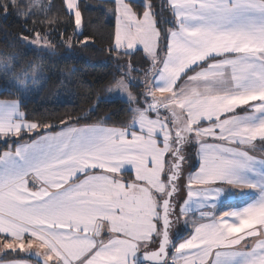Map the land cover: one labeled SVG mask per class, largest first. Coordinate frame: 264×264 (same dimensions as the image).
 <instances>
[{"label": "snow or ice", "instance_id": "6c2138e0", "mask_svg": "<svg viewBox=\"0 0 264 264\" xmlns=\"http://www.w3.org/2000/svg\"><path fill=\"white\" fill-rule=\"evenodd\" d=\"M104 3L97 33L86 0H0L8 47L114 69L87 111L37 118L42 64L0 52V264H264V0Z\"/></svg>", "mask_w": 264, "mask_h": 264}, {"label": "trees", "instance_id": "16d2710c", "mask_svg": "<svg viewBox=\"0 0 264 264\" xmlns=\"http://www.w3.org/2000/svg\"><path fill=\"white\" fill-rule=\"evenodd\" d=\"M58 3L59 0H56ZM86 3L93 7V11L87 14L91 22L92 30L97 33L106 32L110 25L107 24V16L102 14L98 9L107 7L104 0H86ZM8 31H15V27L8 28ZM11 37L4 36L0 32V52L8 54L15 53L20 62L21 67L15 70L19 71L26 67L28 63L42 64L44 69L45 79L40 80L37 85V92L33 93L34 99L29 103V109L35 110L37 118L39 114L45 115H65L79 114L80 110L87 111L92 104H95L101 96H107V93L102 91V87L107 80L111 79V73L114 69L106 63L107 57L94 49H83L79 57L69 56L62 58L64 49L58 51L61 56L53 57L51 60L39 61L31 52L25 54V51L20 48L8 47ZM98 48H103L105 45L98 44ZM140 64V57L135 61ZM9 77H3L0 70V88H3ZM91 96V101L86 102L85 98ZM15 97L0 96V99H14ZM118 103H101V114L114 111L119 108ZM127 120L128 117H123ZM58 123V121H57Z\"/></svg>", "mask_w": 264, "mask_h": 264}, {"label": "crops", "instance_id": "0c3cea01", "mask_svg": "<svg viewBox=\"0 0 264 264\" xmlns=\"http://www.w3.org/2000/svg\"><path fill=\"white\" fill-rule=\"evenodd\" d=\"M163 167V157H161L157 161L156 169H148L144 173V178L150 182L153 186H155V181L158 179L159 169ZM110 195L115 196L117 193H111ZM155 195L149 193L148 187H142L137 191L136 194V202L134 205H131V201L129 204L134 207L139 216V222L143 223L146 220V217L150 211H153V205L155 202ZM229 203H238V201H229Z\"/></svg>", "mask_w": 264, "mask_h": 264}, {"label": "rangeland", "instance_id": "374dc122", "mask_svg": "<svg viewBox=\"0 0 264 264\" xmlns=\"http://www.w3.org/2000/svg\"><path fill=\"white\" fill-rule=\"evenodd\" d=\"M20 71H21V70H19V71L15 70L16 73H19ZM9 78H10V77H9ZM37 86H39V85H37ZM37 86H36V87H37Z\"/></svg>", "mask_w": 264, "mask_h": 264}]
</instances>
